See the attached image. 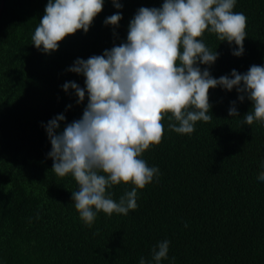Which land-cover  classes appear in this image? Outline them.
<instances>
[{
  "label": "trees",
  "instance_id": "obj_1",
  "mask_svg": "<svg viewBox=\"0 0 264 264\" xmlns=\"http://www.w3.org/2000/svg\"><path fill=\"white\" fill-rule=\"evenodd\" d=\"M119 2L118 10L105 0L86 34L78 31L45 54L31 37L47 0H0V264H140L142 257L155 264L152 249L164 240L168 259L160 264H264V181L257 179L264 171V123L244 124L252 104L240 102L235 88L210 90L213 117L198 121L192 134L171 131L165 117L162 142L141 157L159 176L138 190V207L127 215L99 212L88 227L74 207V178L51 170L43 125L63 114L62 131L87 105V94L77 104L74 90H63L68 81L85 87L84 77L67 69L126 41L137 10L159 8L163 0ZM117 11L119 27L106 26ZM233 11L247 17L241 56L232 54L234 43L203 36L219 56L199 66L217 79L264 66V0H236ZM233 101L239 117L228 115ZM132 187L108 191L118 202Z\"/></svg>",
  "mask_w": 264,
  "mask_h": 264
},
{
  "label": "clouds",
  "instance_id": "obj_2",
  "mask_svg": "<svg viewBox=\"0 0 264 264\" xmlns=\"http://www.w3.org/2000/svg\"><path fill=\"white\" fill-rule=\"evenodd\" d=\"M111 2L118 10L123 6L119 0ZM104 4L47 0L32 45L45 54L57 51L68 36L86 34ZM235 5L236 0H163L159 8L141 7L129 22L126 41L102 55L77 58L67 69L83 76L85 87L68 81L63 90H74L77 104L87 94V105L81 118L66 123L62 131L63 114L43 126L51 144V170L61 178H74L78 190L72 200L85 225L91 227L99 212L127 215L138 207V190L159 176V169L149 167L142 154L162 142L166 116L168 128L178 134H192L198 121L210 122L211 89L235 88L240 102L247 98L252 104L244 124L264 123V66L252 65L243 74L234 69L218 79L199 66L210 67L219 56L204 43L206 31L234 43V56L243 54L247 17L234 12ZM122 18L117 11L104 24L115 29ZM235 104L230 117H239ZM257 179L264 181V171ZM121 183L134 187L117 202L108 190ZM169 243L161 241L152 249L155 264L168 259ZM140 264H146L143 257Z\"/></svg>",
  "mask_w": 264,
  "mask_h": 264
},
{
  "label": "water",
  "instance_id": "obj_3",
  "mask_svg": "<svg viewBox=\"0 0 264 264\" xmlns=\"http://www.w3.org/2000/svg\"><path fill=\"white\" fill-rule=\"evenodd\" d=\"M2 4H3V1H1V7H2ZM0 10H1V8H0Z\"/></svg>",
  "mask_w": 264,
  "mask_h": 264
}]
</instances>
